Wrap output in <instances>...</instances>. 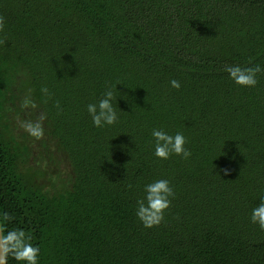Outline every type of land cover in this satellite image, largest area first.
Returning a JSON list of instances; mask_svg holds the SVG:
<instances>
[{
	"label": "trees",
	"instance_id": "obj_1",
	"mask_svg": "<svg viewBox=\"0 0 264 264\" xmlns=\"http://www.w3.org/2000/svg\"><path fill=\"white\" fill-rule=\"evenodd\" d=\"M0 18V212L31 229L41 264H264L248 220L264 73L241 88L223 71L264 66V0H0ZM116 83L119 122L96 129L86 105ZM41 117L35 141L20 122ZM154 127L183 132L192 157L157 161ZM158 178L175 198L145 229L136 200Z\"/></svg>",
	"mask_w": 264,
	"mask_h": 264
},
{
	"label": "clouds",
	"instance_id": "obj_2",
	"mask_svg": "<svg viewBox=\"0 0 264 264\" xmlns=\"http://www.w3.org/2000/svg\"><path fill=\"white\" fill-rule=\"evenodd\" d=\"M2 28L3 19L0 18V29ZM223 71L235 85L241 88H254L258 84V74L264 73V66L260 64L242 66L235 63L225 65ZM118 85L121 84L107 86L99 99L86 105L87 115L94 128L104 129L118 124L119 106L114 94V90L118 91ZM168 86L180 90L182 84L177 79H170ZM40 91L46 96L51 95L47 87L41 88ZM20 107L27 112L29 109H35L37 103L29 94L21 99ZM56 107L60 109L59 102L56 103ZM44 118L41 117L35 122L23 120L20 122V128L33 140H42L45 128L41 121ZM150 134L152 156L157 161H167L174 156L183 160L192 157V151L187 147L188 139L183 132L171 133L163 127H154ZM142 193V196L136 200L135 216L145 229L158 227L164 222L165 213L170 209L175 198L172 182L168 178L155 179L143 185ZM13 220L14 217L8 212H0V264H8L9 257L16 261V264H41V246L38 242H33L32 236L29 235L31 229L12 227L6 230V225L11 224ZM248 220L260 231H264V195H260L258 202L249 209Z\"/></svg>",
	"mask_w": 264,
	"mask_h": 264
}]
</instances>
